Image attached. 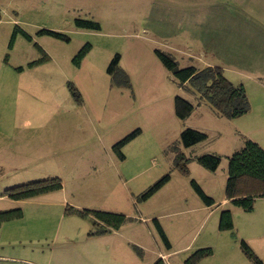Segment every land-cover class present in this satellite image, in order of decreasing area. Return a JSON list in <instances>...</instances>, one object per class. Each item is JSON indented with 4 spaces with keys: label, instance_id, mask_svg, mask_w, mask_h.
Listing matches in <instances>:
<instances>
[{
    "label": "rangeland",
    "instance_id": "rangeland-1",
    "mask_svg": "<svg viewBox=\"0 0 264 264\" xmlns=\"http://www.w3.org/2000/svg\"><path fill=\"white\" fill-rule=\"evenodd\" d=\"M77 19L100 28H79ZM16 26L21 30L11 43ZM88 43L78 66L74 59ZM155 49L171 53L181 67H222L234 85L244 86L249 111L222 116L179 87ZM116 54L131 86L115 85L108 73ZM116 79L123 81L120 74ZM177 95L194 104L185 119L175 114ZM187 127L208 138L183 147ZM136 129L140 134L123 147L121 159L113 145ZM246 139L264 146V0H0V147L19 149L15 162H0V182L60 177L63 183L61 191L29 200L121 212L133 218L125 227L139 224L162 240L157 220L177 247L211 246V264H225L228 251L241 262L244 238L264 261L257 235L264 233V199L251 212L230 205L234 228H219L228 157ZM181 152L189 158V176L175 166ZM203 154L220 157L215 171L195 159ZM166 174L169 182L142 200ZM192 179L216 204L205 206ZM21 207L25 217L13 224L25 232L40 215L28 201Z\"/></svg>",
    "mask_w": 264,
    "mask_h": 264
},
{
    "label": "trees",
    "instance_id": "trees-1",
    "mask_svg": "<svg viewBox=\"0 0 264 264\" xmlns=\"http://www.w3.org/2000/svg\"><path fill=\"white\" fill-rule=\"evenodd\" d=\"M76 25L79 28H100L99 23L91 20L77 19ZM18 30L21 29L16 26L11 43ZM40 33L65 40L69 39L67 35L50 29H43ZM24 34L28 36L25 32ZM90 49L91 45L88 43L78 51L74 59L78 66ZM155 54L173 75L179 87L201 98H205L222 116L236 118L249 111V100L244 86L234 85L225 76L222 67H181L171 53L161 49H155ZM119 63L120 55L116 54L108 67V73L113 83L119 86H131L128 75L120 68ZM117 74L122 75L123 81H117ZM174 107L176 116L180 119H185L191 115L194 104L189 99L177 95L174 100ZM139 134L140 129H136L113 145V150L118 153L121 159L125 158L122 151L123 147ZM207 138L208 135L205 132L187 127L180 134V143L183 147L190 148L205 141ZM171 149L177 151L178 147L173 144ZM195 159L202 166L211 171H215L220 164V157L214 154H203L196 156ZM188 160L189 158L186 157L183 152L177 154L175 157V166L184 176H189ZM169 180V174L162 176L141 193V199L146 200L151 197L169 182ZM191 183L206 206H213L216 203L215 199L206 194L196 180L192 179ZM62 187L63 183L60 177H48L13 185L6 188L4 194L14 200H25L43 193L59 190ZM225 194L230 201V205L239 207L246 212L253 211L255 201L258 198L264 197V148L258 142L246 139L243 146L228 157V178ZM70 212L91 218L93 223L91 234L117 230L132 220L130 216L124 213L101 209H70ZM22 214V209L19 207L9 210H0V225L4 221L19 218ZM155 222L165 247L170 248L171 243L163 227L157 220H155ZM219 228L221 230H231L234 228V219L231 209L224 208L221 210ZM240 248L242 253L252 264H264V261L246 240H240ZM212 254L213 248L211 246L200 248L186 259V264H196L200 259L211 256ZM154 264L166 263L163 259H158Z\"/></svg>",
    "mask_w": 264,
    "mask_h": 264
},
{
    "label": "crops",
    "instance_id": "crops-1",
    "mask_svg": "<svg viewBox=\"0 0 264 264\" xmlns=\"http://www.w3.org/2000/svg\"><path fill=\"white\" fill-rule=\"evenodd\" d=\"M197 146L198 144L193 147ZM241 147H238V149ZM262 147L264 148L263 145ZM2 150H0V162H10L15 159L19 149L15 150V147H11L8 151L4 148ZM11 170L14 171L16 169L13 166ZM15 182H0L2 184L0 185V210H9L17 207L22 209V203L28 201L34 209L33 212L40 216L35 219L34 224L30 223V226H27L29 229H26L25 232H19L18 224H13L19 223L25 217L23 209L21 217L1 223L0 264H154L158 259H163L166 264H186V259L194 251L209 246L202 245L194 249L192 242H188L186 245L177 247L172 237L169 236L171 247L166 248L162 240L151 235L148 231L143 232L142 228L139 229L137 226L139 224H136V226L131 224L128 227H125L124 224L117 230L91 234L90 232L93 229L91 218L72 213L70 209L96 208L79 206L78 208L70 205L64 199L32 201L29 199L33 198H29L14 200L5 195L4 191L8 187L16 185L17 183ZM62 189L63 187L47 193L58 192ZM47 193L35 197H40ZM261 198L264 199V197ZM220 204L222 209H231L230 201L225 193ZM206 207L209 208L211 206ZM142 221L140 223H143ZM259 230L260 227L258 226L256 231L258 232ZM257 235L261 236L259 240H264V233L262 235L257 233ZM180 252L184 253L183 258L177 260L176 257ZM240 253L243 256L241 262L238 260L233 262L229 258L230 251L226 252L225 264H252L242 251ZM187 254H189L188 257H186ZM212 257H214V251L211 256L200 259L196 264H211L212 260L209 259ZM226 260H229V262Z\"/></svg>",
    "mask_w": 264,
    "mask_h": 264
}]
</instances>
